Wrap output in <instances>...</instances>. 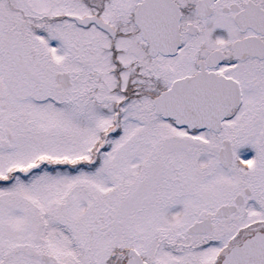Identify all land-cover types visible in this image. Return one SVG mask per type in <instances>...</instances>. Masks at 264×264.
<instances>
[{
	"label": "snow or ice",
	"instance_id": "obj_1",
	"mask_svg": "<svg viewBox=\"0 0 264 264\" xmlns=\"http://www.w3.org/2000/svg\"><path fill=\"white\" fill-rule=\"evenodd\" d=\"M0 264H264V0H0Z\"/></svg>",
	"mask_w": 264,
	"mask_h": 264
}]
</instances>
